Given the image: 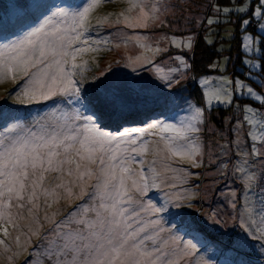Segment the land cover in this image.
Segmentation results:
<instances>
[{
	"label": "rangeland",
	"instance_id": "374dc122",
	"mask_svg": "<svg viewBox=\"0 0 264 264\" xmlns=\"http://www.w3.org/2000/svg\"><path fill=\"white\" fill-rule=\"evenodd\" d=\"M191 1L104 0L90 13V31L85 34L89 37V45H83L95 47L92 41L99 40L100 50L84 53L76 61L87 62L83 82L79 85L82 88V102H73L71 97L58 95L40 104L17 103L14 99L15 93L24 83V78L17 76L15 80H4L0 82V136L14 126L40 132L71 127L73 123L82 124V119H73L77 110L84 116L92 115L102 130L111 133L130 128L146 129V132L134 133L130 137L137 141L131 147L148 142V151L143 156H137V162L131 168L138 172L143 167L151 176L149 169L155 167L159 173L156 178L159 187L150 188L140 199H151L157 206H161L165 199L187 197L180 202L191 205L181 208L170 206L168 211L159 214L163 217L165 227L169 229L166 236L175 234L180 237L178 243L181 246L189 241L196 246L194 251L190 249L193 254L184 257L180 264H197L198 260L203 264H264V241L246 239L243 243L238 242L241 236H246L241 228L244 206L254 202L255 209H264V183L257 181L251 195H245V181L235 167L240 157L234 146L238 142L245 151L251 153L252 140L247 133L258 132L250 129L244 120L245 109L264 111V101L248 96L246 88L241 87L243 84L251 87L255 94L264 95V87H261L264 85V20L255 14L264 0H230L229 5H213L212 15L206 20L207 29L202 36L206 44L215 46L217 56L208 67V72L196 75L192 70L190 55L201 31L178 35L175 31L179 28V23L169 24L167 21H179L182 28H188V17L193 16L189 11L196 8V0ZM86 2L87 0H0V44L21 38L57 9L62 8L72 13L80 10ZM133 3H140V6L134 7ZM153 6L159 8V12L152 13ZM224 8L230 11L225 13ZM239 8H247L249 11L239 12ZM142 11L151 15L146 26L129 27L124 23L125 17L135 23L136 18L141 17ZM261 11L264 12V9ZM205 19L206 16L201 18L198 27H203ZM210 19L215 22L208 24ZM245 19L249 21L247 26L243 25ZM161 25L165 29L156 31ZM251 26L254 30L250 29ZM237 30L241 33L242 64H235L238 58L233 52V38ZM189 37L194 40L191 50L184 47L183 43L181 47L172 43L173 39L184 42ZM80 46L82 45H76ZM157 48L160 49L159 52H155ZM169 49L179 52L166 55L162 62L156 63V57ZM181 58L187 61V66L180 63ZM157 68L163 69V72L157 73ZM171 69L177 71L173 73ZM160 76H170L171 81L162 80ZM75 78L80 79L79 76ZM189 80L197 88L199 99L191 93L189 85L176 92V86ZM205 80L211 83L205 85ZM229 81L231 83H227ZM117 87L124 88L127 93L124 96L119 95ZM221 88L227 90L231 104L221 103L215 98L210 100L209 90ZM159 93L162 94L161 100H158ZM134 94L138 95L136 98L147 103L142 108L147 114L139 124H125L111 130L101 126L106 121L118 120L116 113H123V105L129 104L126 99L135 98ZM221 96H224L223 92ZM96 108H100V112ZM197 108L203 113L202 123L197 124L200 131L196 134L203 154L196 156L195 161L170 156L164 151V143L160 137H167L171 133H161L159 128L148 127L149 123L163 121L179 126L181 121H190ZM237 128L240 130L238 137L234 131ZM221 145L226 146V149L221 148ZM225 151L227 154H222ZM153 161L156 163L153 164ZM197 162L200 165L198 167L195 166ZM224 162H227V167L218 168ZM250 163L251 171L257 177L264 174V159L250 157ZM166 165L170 170H165ZM91 167L95 170L97 166ZM55 175L48 177L46 186H54ZM74 179L66 176L65 182ZM95 183V177L87 180L89 192L93 191L92 186ZM57 191L63 196V190ZM72 191L73 197L62 198L48 208L45 207L44 197H41L38 202V216L42 227L32 224L25 211V218L18 220L19 228L8 226L10 234L7 237L0 230V240L3 241L0 244V264H28L32 258L30 253L40 242L38 236H31L29 240L30 227H40L43 235L53 227L51 222L45 221L46 215L59 222L74 212L77 206H87L85 201L88 197H79L80 188L72 187ZM48 202L51 203V200Z\"/></svg>",
	"mask_w": 264,
	"mask_h": 264
},
{
	"label": "snow or ice",
	"instance_id": "6c2138e0",
	"mask_svg": "<svg viewBox=\"0 0 264 264\" xmlns=\"http://www.w3.org/2000/svg\"><path fill=\"white\" fill-rule=\"evenodd\" d=\"M103 2L87 0L80 10L72 13L57 9L21 38L0 44V82L15 80L17 76L24 78V83L15 93V102L40 104L58 95L71 97L73 102H82V88L79 85L83 82L87 62L76 61L84 53L100 50L99 40L92 41L95 47L83 45H89V37L85 34L90 31V13ZM133 6L139 7L140 3H133ZM261 9H264V3L260 9H256L255 14L264 20ZM151 11L159 12V8L153 6ZM229 11L228 8L223 9L225 13ZM237 11L248 12L249 9L239 8ZM149 18L150 13L142 11L135 23L128 17L124 18V23L129 27L146 26ZM214 22L211 19L207 21L208 24ZM248 23V20H243L244 26ZM172 43L177 47L183 43L191 50L194 40L191 37L184 42L173 39ZM159 51V48L155 49V52ZM180 63L187 66L183 58ZM156 71L162 73L163 69L157 68ZM170 71L174 73L177 69ZM77 76L79 80L75 78ZM159 78L171 81L170 76ZM203 83L207 85L211 82L205 80ZM241 87L246 88L248 96L264 101V95L255 94L251 87L243 84ZM208 96L210 100L215 98L221 103H232L224 88L209 90ZM245 113L247 125L250 129H256L258 134L252 131L247 133L252 140L251 153L238 142L235 143L240 157L235 167L245 181V195H251L257 181L264 183V174L257 177L251 171L250 163V157L264 159V111L245 109ZM73 119H82L83 123L40 132L14 126L0 136V230L5 237L10 234L8 226L14 229L20 227L18 220L25 218V211L32 224L42 227L38 216L41 197H44L46 208L62 198L73 197L72 187L80 188V198L88 197L86 207L77 206L74 212L59 222L46 215L45 221L51 222L53 227L43 235L40 227L29 228V240L31 236H38L40 242L30 253L32 258L28 264H180L184 257L192 255L196 246L190 241L181 246L178 243L180 237L175 234L166 236L169 229L159 215L168 211L170 206L191 207L180 202L187 197L165 199L161 206L151 199H140L150 188L159 187L156 179L159 173L155 167L149 169L151 176L143 167L138 172L131 168L137 162L136 157L148 151V142L131 147L137 141L130 137L134 133L142 134L146 129L130 128L111 133L102 130L92 115L84 116L79 110ZM202 121L203 113L197 108L191 120L181 121L179 126L156 121L150 122L148 127L159 128L161 133H171L167 137H160L164 151L170 156L195 161L196 156L203 154L196 135L200 131L197 124ZM234 131L238 137L239 128ZM220 147L226 149L224 145ZM131 153L136 155L132 156ZM222 154L226 155L227 151ZM92 165L97 166L95 170ZM195 166L200 165L197 162ZM226 167L227 162L218 165V168ZM165 170H170L169 166L166 165ZM51 174H56L55 184L46 186ZM66 176L75 179L66 183ZM93 177L96 183L92 186L93 191L89 192L87 180ZM58 189L63 190V196ZM241 220V228L246 236H241L239 243L246 239L264 241V209L257 210L254 202H249L244 206ZM16 239L19 242V237ZM197 264L203 262L198 260Z\"/></svg>",
	"mask_w": 264,
	"mask_h": 264
},
{
	"label": "trees",
	"instance_id": "16d2710c",
	"mask_svg": "<svg viewBox=\"0 0 264 264\" xmlns=\"http://www.w3.org/2000/svg\"><path fill=\"white\" fill-rule=\"evenodd\" d=\"M191 1V0H190ZM192 2V1H191ZM195 2V1H194ZM193 3V2H192ZM221 4V5H229L231 2L230 0H196V8H191L190 13L193 14V16H189V23H188V28H182L181 24L179 21H172L170 19H167L169 24H177L179 23V28L175 31L176 34L178 35H186L189 33H192L194 31H201V36L199 37L197 44L195 45L194 51L190 55V61L192 65V70L194 74H199L201 72H208V67L213 63L217 56V51L214 45H208L204 42L202 33H204L207 29L206 25V20L207 18L212 15V10H213V5L214 4ZM194 7V6H193ZM170 9V7H168ZM182 17H185L183 14L181 15ZM206 16L205 22L203 23V27H198L199 21H201V18ZM192 18V19H191ZM253 23H256L255 21ZM257 24L255 25V27ZM165 27L161 25L160 28L156 29V31H163ZM250 29H253V26L250 27ZM254 30V29H253ZM241 33L237 30L236 34L233 38V52L236 53L237 55V61L236 63L242 64L243 60V52L241 49V39H240ZM179 51H175V49H169L162 55H159L156 57V63H160L164 60L166 55L169 54H178ZM232 52V53H233ZM264 71V61H263V69ZM189 85L191 93H193L198 99L200 97L199 92L197 88L195 87L194 83L189 80L187 82H181L178 86L175 87L176 92H180L184 90L187 86ZM117 86V85H116ZM122 86V85H120ZM185 87L184 89H182ZM134 91V90H133ZM117 92L119 95L124 96V94L127 93V90H125L122 87H117ZM135 95V94H134ZM138 95H135L134 97H129L126 100L129 102V104L123 105V113H116L115 117H119L118 120L114 119V121H106L104 124L102 123L101 126L106 127V129H113V128H118L122 125H130V124H139L143 117L146 116L147 114L146 110L142 109L143 105L145 106L147 103L146 101L142 102L141 98H136ZM162 94H158V100H161ZM126 101V102H127ZM142 104V105H141ZM254 104V103H253ZM255 105V104H254ZM154 109L160 108V107H153ZM96 111L100 112V108H96ZM1 113V111H0ZM2 120V119H1ZM104 120V119H103ZM116 120V121H115Z\"/></svg>",
	"mask_w": 264,
	"mask_h": 264
}]
</instances>
